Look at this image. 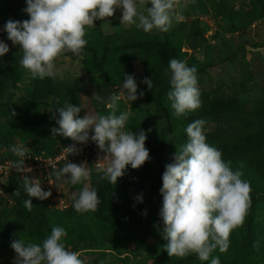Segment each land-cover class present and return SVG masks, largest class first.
<instances>
[{"label": "rangeland", "instance_id": "1", "mask_svg": "<svg viewBox=\"0 0 264 264\" xmlns=\"http://www.w3.org/2000/svg\"><path fill=\"white\" fill-rule=\"evenodd\" d=\"M262 5L264 0H187L181 10L184 19L174 22L166 33H145L135 25H122V11L117 9L114 17L97 20L86 29L88 43L80 55L72 59L64 53L56 60L57 74L40 79L20 65L21 49L4 31L9 20L29 19L23 11L26 0H0V41L10 48L0 57V155L10 153V147L19 141L45 150L48 142L56 148L71 140L53 137L51 131L59 127L58 108L66 102L81 107V117L85 113L108 115L106 104L99 106L80 90L95 85L110 87L112 94L120 97L117 115L127 112L129 116L125 130L135 134L146 131L153 151L150 160L160 161L151 173L129 166L117 184H112L116 186L113 195L95 211L77 212L73 207L69 212L56 213L46 202L49 213L55 214L52 228L66 230V249L79 252L85 264H210L213 257H219L221 264H264V197L260 188H251L250 196L255 194L258 200L249 208L245 223L232 232L228 250L221 253L217 249L209 261H201L195 254L184 258L167 254L159 215L163 197L150 187L152 173L160 174L162 184L165 165L174 162L177 150L186 143L185 129L192 121L207 122L206 140L255 129L256 102L264 101V14H256ZM162 53L170 55L167 64ZM172 58L196 67L202 101V107L179 118L172 114L167 100ZM148 74L151 76L146 77ZM124 75L135 77L137 95L143 91L142 98L128 102L121 95ZM144 78L157 79L151 91L142 83ZM127 176L132 197L143 196L142 203L136 200L142 214L129 210L126 191L118 186ZM95 179L96 172L89 169L87 181L67 183V188L72 194L84 183L95 188ZM8 211L11 209L0 207V222ZM20 223L13 240L42 244L52 230H32L27 222ZM13 240L0 237V264H16Z\"/></svg>", "mask_w": 264, "mask_h": 264}, {"label": "clouds", "instance_id": "2", "mask_svg": "<svg viewBox=\"0 0 264 264\" xmlns=\"http://www.w3.org/2000/svg\"><path fill=\"white\" fill-rule=\"evenodd\" d=\"M26 5L23 11L29 19L9 20L4 31L8 40L21 49L20 65L33 78L43 79L57 74L56 60L64 53L81 54L88 43L86 29L94 26L95 21L114 17L119 9L122 25H135L145 33L153 30L166 33L174 22L184 19L181 10L187 6V0L184 3L147 0V4L146 0H26ZM9 51L8 44L0 41V57ZM169 67L171 90L167 100L171 102L172 114L179 118L202 107L197 69L177 58L169 60ZM142 83L150 91L153 89L152 79L144 78ZM137 92L135 77L124 75L121 95L132 102L144 96L143 91L139 96ZM119 99L114 93L110 95L106 102L110 110L108 115L85 113L83 117L81 107L66 102L58 108L59 118L53 117L59 127L51 130L53 137L63 136L74 142L63 148L68 156L79 154L82 149L78 144L94 142L106 154L98 157L97 171H102V178L113 185L125 175L129 166L140 169L150 160L145 146L147 132L141 130L137 135L125 130L129 116L127 112L117 115ZM206 123L197 119L187 125L186 143L177 150L174 162L165 165L162 175L163 204L159 215L163 221V238L167 241L164 249L170 257L195 254L199 260L209 261L217 249L226 252L232 232L245 223L250 208L251 186L242 179L243 162L233 170L232 162L223 160L222 152L206 142ZM11 151L20 158L13 167L24 174L18 176V181L31 197L23 201L24 207L31 211L33 198L47 200L52 192L43 190L40 179L26 174L33 171L25 164L28 149L19 144ZM52 169L49 176H54L57 182H65L66 178V182L77 185L89 179L87 162L76 164L67 160L61 167ZM56 187L59 188V184ZM14 194L18 195L19 189ZM135 199L143 202L142 195ZM72 200L77 212L95 211L100 204L97 189L87 183L78 193L72 194ZM66 236L63 227L54 226L42 244L13 240L11 248L16 253V264H85L79 252L66 249L63 243ZM210 264H221V261L213 257Z\"/></svg>", "mask_w": 264, "mask_h": 264}, {"label": "trees", "instance_id": "3", "mask_svg": "<svg viewBox=\"0 0 264 264\" xmlns=\"http://www.w3.org/2000/svg\"><path fill=\"white\" fill-rule=\"evenodd\" d=\"M256 14H264L263 5ZM67 53L72 59L76 58V55L72 52ZM169 57L170 55H168L167 53H162V60L165 64H167ZM150 76L151 74L146 75V77ZM153 82L157 83V79L153 78ZM2 89L4 90L5 87H2L1 90ZM256 103L257 114L254 119L255 129L246 130L244 132L237 131L235 134L227 136L223 134L215 135L213 138L209 137L206 142L222 152V158L225 162H232L231 166L233 170L239 168L240 162H243V168L240 169L243 172L242 179L249 182L251 188L254 186H257L256 188H260V194L264 197V101H257ZM138 134L139 132L137 133V135ZM73 143L74 142L72 140H68L67 143H64L63 145L69 146ZM145 146L149 150L150 156H152L153 151L148 139L146 140ZM10 148H12V146ZM44 149V151L49 154H51L55 150V148L51 145L50 142L46 143ZM3 157L4 154L0 155V160H2ZM155 164H160L158 158H155L154 161L149 160L140 169L151 173V168ZM95 172L96 179L93 183L98 191L100 203L105 204V199L108 196L113 195L116 190V186L114 187L106 179L102 178L103 172ZM160 180L161 177L159 173H156L155 175L152 173L150 187L160 192V189L162 187ZM128 182L129 177L127 176L122 182L118 184V186L121 190L126 191L129 210L134 215L142 214V210L140 209L138 202L135 198L132 197L129 187L126 186L128 185ZM7 188L9 190L19 189V194L15 197L16 204L13 207L4 208L6 210L11 209V211H8L5 214V220L0 222V237H2L5 241H7V239L9 241L13 240L17 235L18 226L21 224L20 222L24 224V221L27 222L26 224L32 230L48 229V232H50V230L52 229V221L55 217V214L49 213L46 205L47 201L44 200L45 202H43L39 201L36 198H33L32 202L34 207L31 211H28L24 207L23 201L26 199H30L31 197H29L24 191V188L22 184L18 181L17 177L14 176L9 179ZM256 200L258 199H256L255 194H253V196L251 197L250 208L254 207ZM162 203L163 199L160 200V205ZM52 211L56 213H66L71 211V209L65 211Z\"/></svg>", "mask_w": 264, "mask_h": 264}, {"label": "built area", "instance_id": "4", "mask_svg": "<svg viewBox=\"0 0 264 264\" xmlns=\"http://www.w3.org/2000/svg\"><path fill=\"white\" fill-rule=\"evenodd\" d=\"M93 133H90V135ZM23 144L24 147L28 149L27 155L24 158L27 167L33 169L32 173H26L30 178L40 179L42 188L44 191H51L52 196L46 201L52 210L55 211H65L72 209L74 206V201L72 200V193L67 188V182H57L54 176H49L53 171V167H61L67 160L72 163L81 164L87 162L89 169L97 171L95 163L98 161V157L101 155H106L102 153L98 146L91 140L84 145H77L78 148L82 149L77 155L68 156L67 153L63 151V148L68 146L59 145L55 150L49 154L44 150H36L34 148L28 147L24 142L19 141L15 143L14 146ZM20 158L17 157L12 151L4 155L3 159L0 160V207L10 208L15 205L14 194L16 190H9L7 184L9 179L12 177H17L24 175L23 173H18L13 165ZM102 172V171H99ZM51 183V184H50ZM59 184V188H57Z\"/></svg>", "mask_w": 264, "mask_h": 264}, {"label": "water", "instance_id": "5", "mask_svg": "<svg viewBox=\"0 0 264 264\" xmlns=\"http://www.w3.org/2000/svg\"><path fill=\"white\" fill-rule=\"evenodd\" d=\"M191 48H194V44L191 45ZM80 90L87 98L93 100L99 106L105 105L113 92L110 87L101 88L95 85L82 86ZM14 262L16 263L15 258Z\"/></svg>", "mask_w": 264, "mask_h": 264}]
</instances>
